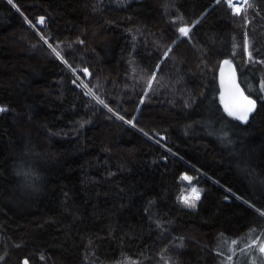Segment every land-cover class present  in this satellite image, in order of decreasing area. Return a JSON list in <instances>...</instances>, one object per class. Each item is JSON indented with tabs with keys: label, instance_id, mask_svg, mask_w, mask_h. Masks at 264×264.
Segmentation results:
<instances>
[{
	"label": "trees",
	"instance_id": "16d2710c",
	"mask_svg": "<svg viewBox=\"0 0 264 264\" xmlns=\"http://www.w3.org/2000/svg\"><path fill=\"white\" fill-rule=\"evenodd\" d=\"M249 3L0 0V264H250L264 185L230 163L245 148L264 171V0ZM227 58L256 88L247 125L219 101Z\"/></svg>",
	"mask_w": 264,
	"mask_h": 264
},
{
	"label": "snow or ice",
	"instance_id": "6c2138e0",
	"mask_svg": "<svg viewBox=\"0 0 264 264\" xmlns=\"http://www.w3.org/2000/svg\"><path fill=\"white\" fill-rule=\"evenodd\" d=\"M13 0H9V3H12ZM216 3H220V0H215ZM227 4L229 7L234 8V14L235 15H240L242 9L246 10L248 7H252V5L249 3V0H243V4L242 5H236L233 3V0H226ZM246 23L247 18L245 17ZM45 19L43 17H40L38 20L39 24H44ZM29 23L31 24V22L29 21ZM33 27H35V25H32ZM194 26V25H193ZM190 31L189 27H180L179 28V32L183 35V36H188ZM43 38V37H42ZM45 43H47V40H45ZM245 43L247 44V41H245ZM49 47H52V45H49ZM53 52L56 53V55L58 57H60V52L56 51L55 48H53ZM168 52H171V48L168 49L167 52H165L164 56L165 58H167ZM62 58V57H61ZM63 59V58H62ZM249 59H253V57L251 56V53H249ZM67 64V60L64 61ZM230 61L225 60L224 64H229ZM68 67L71 69V65H68ZM72 71H75V69H72ZM81 71H83L86 75H90V73H88V70L82 69ZM156 79L155 74H153L149 81H148V88L151 89L152 87V82ZM231 83V81H230ZM85 87H87L85 85ZM86 95H90L92 96L94 99L97 100L98 103L100 104H104V101L101 100L98 96L95 95V93L93 92L92 89H88V91L85 93ZM242 95V93H241ZM243 103L242 104H225V109L228 112V114L232 117H234L235 119L243 122V123H247L248 119H249V115L256 109V102L255 100H251L248 97H243ZM105 107H107V105H104ZM7 111V108L5 107H0V113ZM109 111H112V109H109ZM120 119H124L123 117H120ZM128 123H131V121H127ZM135 126V125H133ZM145 135H147V133H145ZM183 180L187 181L189 184H191L192 182V178L185 175L182 177ZM200 199V193L197 191V189L195 187H193L191 189V194L188 196H182L181 200L182 203H184L186 206L194 208L196 206L195 201H198ZM257 211H259V209H257ZM262 215H264V213H261ZM259 251L261 253H264V246L259 248ZM23 264H28L27 260H25L23 262Z\"/></svg>",
	"mask_w": 264,
	"mask_h": 264
},
{
	"label": "rangeland",
	"instance_id": "374dc122",
	"mask_svg": "<svg viewBox=\"0 0 264 264\" xmlns=\"http://www.w3.org/2000/svg\"><path fill=\"white\" fill-rule=\"evenodd\" d=\"M241 80L247 92L249 94H254V90L256 88L252 85V83H250L249 80L245 78ZM234 157L237 159H231L230 163L235 167L236 171H238V173L242 176L241 177L242 181L248 189L252 190L254 187H257L258 185H264V178H263L264 171L259 167L260 162L258 161L257 155L249 152L248 149L243 148L241 153L231 154V158ZM193 187L194 186H192V188ZM262 246H264V240L262 239L257 238L251 242L253 253L250 257V264H264V253H261L259 251V248Z\"/></svg>",
	"mask_w": 264,
	"mask_h": 264
},
{
	"label": "water",
	"instance_id": "95a60500",
	"mask_svg": "<svg viewBox=\"0 0 264 264\" xmlns=\"http://www.w3.org/2000/svg\"><path fill=\"white\" fill-rule=\"evenodd\" d=\"M41 25V24H39ZM230 61L229 64H224V61ZM231 81V83H230ZM218 84L220 88V93H219V101L222 107L225 109V104H242L243 97H248L251 100H255L256 102V109L249 115V119L247 123H243L239 121L242 125H247L251 122L252 118L256 115L259 109V101L251 96L247 90L245 89L244 85L242 84L240 80V75L239 71L237 68V65L229 58L224 59L219 67L218 70ZM242 93V95H241ZM227 112V111H226ZM228 113V112H227ZM27 260V259H25ZM24 260V261H25ZM23 261V262H24ZM28 264L29 261L27 260Z\"/></svg>",
	"mask_w": 264,
	"mask_h": 264
},
{
	"label": "bare ground",
	"instance_id": "6f19581e",
	"mask_svg": "<svg viewBox=\"0 0 264 264\" xmlns=\"http://www.w3.org/2000/svg\"><path fill=\"white\" fill-rule=\"evenodd\" d=\"M233 3L236 5H242L243 4V0H233Z\"/></svg>",
	"mask_w": 264,
	"mask_h": 264
}]
</instances>
